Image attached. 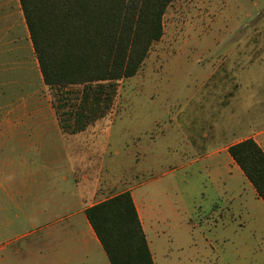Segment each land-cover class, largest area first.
Wrapping results in <instances>:
<instances>
[{"label": "rangeland", "instance_id": "obj_1", "mask_svg": "<svg viewBox=\"0 0 264 264\" xmlns=\"http://www.w3.org/2000/svg\"><path fill=\"white\" fill-rule=\"evenodd\" d=\"M71 91L76 97L77 88ZM55 97L44 84L19 1L0 0V115L56 114ZM211 127L223 132L224 146L259 133L264 139V0H175L164 16L161 41L138 74L120 82L112 110L88 127L94 134L79 145L95 148L92 172L102 168L125 182L114 178L118 186L104 199L145 183L135 194L154 219L149 240L156 264H260L264 230L254 212L262 209L253 203L248 214L245 196L231 195L229 179L240 190L247 186L229 165V153L216 181L204 177L208 163L188 166L200 155L189 151L186 138ZM138 153L144 154L141 166ZM31 158V197L2 199L10 208L0 214L5 249L25 234L21 243L64 241L59 230L80 220L69 218L74 180L60 181L44 168L51 156ZM79 227L83 241V221Z\"/></svg>", "mask_w": 264, "mask_h": 264}, {"label": "trees", "instance_id": "obj_2", "mask_svg": "<svg viewBox=\"0 0 264 264\" xmlns=\"http://www.w3.org/2000/svg\"><path fill=\"white\" fill-rule=\"evenodd\" d=\"M174 1L19 0L65 133H81L108 116L120 82L136 76L161 41ZM229 154L264 201L263 148L249 138ZM86 216L111 264H155L130 192L92 206Z\"/></svg>", "mask_w": 264, "mask_h": 264}, {"label": "crops", "instance_id": "obj_3", "mask_svg": "<svg viewBox=\"0 0 264 264\" xmlns=\"http://www.w3.org/2000/svg\"><path fill=\"white\" fill-rule=\"evenodd\" d=\"M211 79L210 77L209 80ZM204 86H208V83ZM0 122L8 123L5 128L0 124V214L10 210L8 206L4 205L3 196L12 203L15 202L16 198L25 201L31 197L33 177L31 154L38 153L46 155L47 158L52 157L44 160V168L54 172L53 176L55 178L63 182H67L71 178L74 180L75 192L73 199L76 203L69 205L68 208L74 209L75 212L69 218L80 219L69 221L59 230V233L66 237H61L64 238V241H58L57 243H48L46 241L21 243L20 240L29 237V234H25L16 239V246L14 240L8 244V249L0 247V254H2L0 256V264H111L86 216L87 209L108 200L104 199L105 194L111 191L113 186H118L117 183L114 185L113 180L116 177L111 172L105 174L102 168L97 172H92L94 170H91L89 164L95 158V148L90 152V147L79 146L85 143L86 136L94 134L95 129L88 128L78 134H67L61 129L58 116L55 113L47 114L42 112L0 115ZM259 135L260 133L248 136L233 144L224 146L223 132H218L213 127H211L210 132L203 135H196L191 132L189 137L186 138L187 147L189 151L198 152L200 156L192 158L188 166L193 168L198 163H208L204 167L206 173L204 177L205 179L216 181V178L221 177L223 174V155L224 153H229V148L232 145L253 138L264 150V139L260 140ZM207 145H209V148H206ZM167 150L173 152L174 148L167 144ZM82 152L88 156L82 157L80 155ZM73 155L80 156L73 157ZM143 158L144 154L138 153L135 158L136 164L141 166ZM229 165L237 175L243 178L244 184L247 186L240 190L237 187H233L236 184L235 179H229L231 195H238L241 198L245 196L243 205L247 206L248 214H250L249 210L253 203H256L262 209V211H256L254 214L259 215L258 217L262 219L261 228L264 230V201L259 198L253 185L245 177L232 157L229 159ZM151 168L153 169V167ZM141 172H143V168ZM196 172L197 170H195ZM200 176L203 177L201 174ZM116 179L119 183L124 182L122 179ZM144 184L143 182L136 186H131L124 192H130L134 199L156 264L155 252H153L149 240V232L152 233L154 231V219L153 217L151 218V211L141 198L140 193L135 194V191L141 189ZM203 186L206 188V185ZM246 193L247 196L245 195ZM215 198H211V200ZM80 221H83L87 231L83 241L79 238L81 234ZM2 228L0 227V230ZM87 237H89V240ZM259 260L260 264H264V247Z\"/></svg>", "mask_w": 264, "mask_h": 264}]
</instances>
